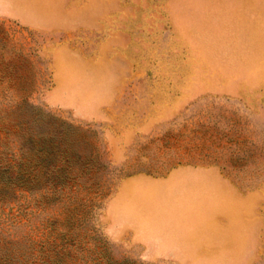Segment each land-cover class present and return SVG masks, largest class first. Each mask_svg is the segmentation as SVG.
<instances>
[{"label": "rangeland", "instance_id": "1", "mask_svg": "<svg viewBox=\"0 0 264 264\" xmlns=\"http://www.w3.org/2000/svg\"><path fill=\"white\" fill-rule=\"evenodd\" d=\"M50 117L98 147L105 194L89 211L8 177ZM202 161L223 175L208 242L111 237L122 177ZM165 252L194 257L150 255ZM125 260L264 264V0H0V264Z\"/></svg>", "mask_w": 264, "mask_h": 264}, {"label": "crops", "instance_id": "2", "mask_svg": "<svg viewBox=\"0 0 264 264\" xmlns=\"http://www.w3.org/2000/svg\"><path fill=\"white\" fill-rule=\"evenodd\" d=\"M217 179H223L219 167L207 161L179 162L161 175L139 173L122 177L107 201L108 232L114 240L129 239L143 247L177 242L178 238L182 247L188 249L193 243H206L211 233L210 211L215 206ZM180 233L182 236L178 237ZM188 243L192 246H185ZM150 255L194 257L191 252Z\"/></svg>", "mask_w": 264, "mask_h": 264}, {"label": "trees", "instance_id": "3", "mask_svg": "<svg viewBox=\"0 0 264 264\" xmlns=\"http://www.w3.org/2000/svg\"><path fill=\"white\" fill-rule=\"evenodd\" d=\"M22 147L31 155L18 175L8 177L18 178L25 188L38 192L43 199L68 197L76 202L71 209L77 214L79 210L92 209V194L98 198L105 194L100 181L103 163L98 147L79 126L50 117L45 125L26 131ZM73 218L71 215L69 221ZM117 264L134 263L125 260Z\"/></svg>", "mask_w": 264, "mask_h": 264}]
</instances>
